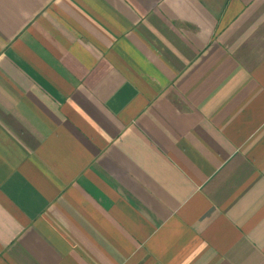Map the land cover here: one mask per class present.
I'll return each instance as SVG.
<instances>
[{
    "label": "crops",
    "instance_id": "obj_1",
    "mask_svg": "<svg viewBox=\"0 0 264 264\" xmlns=\"http://www.w3.org/2000/svg\"><path fill=\"white\" fill-rule=\"evenodd\" d=\"M0 264H264V0H0Z\"/></svg>",
    "mask_w": 264,
    "mask_h": 264
}]
</instances>
